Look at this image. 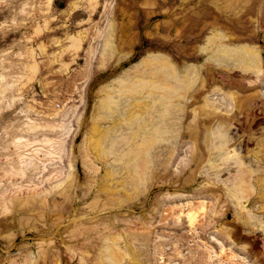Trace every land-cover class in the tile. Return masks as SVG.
Returning a JSON list of instances; mask_svg holds the SVG:
<instances>
[{"label": "rangeland", "instance_id": "1", "mask_svg": "<svg viewBox=\"0 0 264 264\" xmlns=\"http://www.w3.org/2000/svg\"><path fill=\"white\" fill-rule=\"evenodd\" d=\"M224 34L264 51V0H0V264H112L114 251L117 264H264L263 232L243 229L226 200L232 165L218 172L222 186L213 187L207 182L213 170L194 166L192 143L183 136L164 170L158 167L147 183L120 185L126 174L108 171L121 172L120 162L110 155L109 165L99 160L102 132L91 128L113 125L92 117L105 98L100 90L124 68L149 54L214 68L203 60L216 44L229 42ZM150 63L134 69L130 83H112L141 88L135 80L151 72ZM229 75L239 80L236 71ZM238 92L258 94L249 129L239 115L228 130L230 146L244 155L264 139V85ZM84 136L95 174L81 165ZM165 145L153 151L161 156L155 161H166ZM250 197L246 210L264 221ZM196 201L204 209L190 227L177 209ZM219 228L229 230L228 237Z\"/></svg>", "mask_w": 264, "mask_h": 264}, {"label": "bare ground", "instance_id": "2", "mask_svg": "<svg viewBox=\"0 0 264 264\" xmlns=\"http://www.w3.org/2000/svg\"><path fill=\"white\" fill-rule=\"evenodd\" d=\"M254 35H248L247 39L251 40ZM222 36L230 39L228 40L229 42L225 44L217 42L218 44L211 48L210 54L203 60L207 61V63L210 62L215 67H218L219 70L206 64L188 60L175 61L172 57L164 54H149V56L145 57V60L142 59L131 67L124 68L118 76L112 79L111 83L100 90L105 93V98L102 95L101 101L97 102L95 114L92 117L95 121L99 119L112 120L113 125L104 129H98L95 128L97 125L94 127L91 125L94 130H90L93 133L102 132L100 144L97 146L100 150L98 154L99 160L104 161V164H108L107 159L110 155L109 157L112 158L110 160L113 163L120 162L118 165H120L121 172H117L115 169H111V171L108 169L111 173L107 171L110 176L124 172L123 175L126 174V176L123 181H120V185H124V182H127L133 186H136L139 182L142 183L148 175L153 177L152 172L159 170L157 169L158 167L164 170L167 160L174 153L176 139L186 136L189 142L192 143L189 150V160L196 167L202 168L204 166L202 170H205V166L211 171L213 170L211 172L213 175L208 177L210 181L207 179V182L212 186L215 185L216 187L217 183H221L222 186V182L218 178V172L223 170L224 167L229 168L232 165L233 175H230V179L227 177L228 183H225L227 186L224 185L223 189L226 196L229 197L226 200L230 199L234 203L233 206L235 205L236 207L234 220L243 225V229L244 225L247 227L251 226L247 231L250 230L252 232V227H255L254 230H261L264 234V221L260 219V215L258 217L254 216L253 212H249L251 210H246V205L250 202L252 198L250 196L253 194V198L258 201L255 209L261 215H264V139L253 140L255 141L256 149L250 151L244 148L245 154L241 155V152L239 153L235 148L236 146H230L232 137L228 135V130L239 123V115L241 116L240 118H243L241 120L245 124V129H249L250 122L257 116V114H254L255 116L252 114V110L255 107L254 102L258 94H241L238 91L256 87V85L261 83L264 85V57L262 56L264 51L256 44L235 42L237 40L231 39V35L226 36L224 34ZM205 50L209 49H199L201 52ZM181 52L183 53V51ZM182 55L186 59L197 60V57L192 54L184 52ZM149 62H152L149 68L152 73L150 72L151 74L148 73L144 76V72L142 77L139 76L135 80L143 82V84L139 82L141 88L136 89L135 86H139L138 84L135 86L128 85V87L126 85L123 86V83H112L113 81L123 80L126 84L125 80H129L130 77L134 76V69ZM230 70L237 72L239 80L230 78ZM218 72L223 73L219 79L216 77ZM123 77L125 78L123 79ZM250 77H252L251 80H249ZM133 83L131 82V84ZM216 83H219L220 86ZM221 87H227V89L222 90ZM135 89L138 91V96L132 97L131 93ZM214 94L220 95L221 99L216 100L214 96L212 97ZM260 113L261 117L258 116L264 118V107L260 109ZM187 117H190L189 121H186L187 125H182V129L179 128V126L181 127V122ZM247 137V141H250L248 135ZM89 139L84 136L80 146L81 165L87 175L95 174L98 169L86 154V148L90 147L91 144ZM162 144H166L164 147L166 149L164 150L166 161H155L160 154H154L153 151ZM123 146H126V148L116 156V152ZM98 157L96 156V159ZM246 158L247 162L244 160ZM29 160L27 159L24 162H29ZM228 165L230 166L228 167ZM220 173L219 175H221ZM216 188L219 189V187ZM246 192L248 194H245ZM214 198L217 200L218 194L214 195ZM185 204V210L182 211L181 207H179L176 216L183 213L189 221L187 222L188 225L190 224V227H193L197 214L204 209L203 201H198L195 205L190 204V202H185ZM212 212L216 213L217 210ZM221 231L228 237L229 230L223 228L220 229ZM219 250L221 253L224 250L221 244H219ZM210 251L216 255L213 250ZM115 252L114 255L110 253L108 256H110L111 262L117 264L118 261L115 259H117L119 254L118 252L115 254ZM115 256L117 257L115 258ZM228 256L230 259L233 257L231 254Z\"/></svg>", "mask_w": 264, "mask_h": 264}]
</instances>
